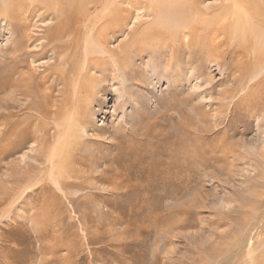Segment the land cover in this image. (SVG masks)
I'll use <instances>...</instances> for the list:
<instances>
[{"label":"rangeland","instance_id":"1","mask_svg":"<svg viewBox=\"0 0 264 264\" xmlns=\"http://www.w3.org/2000/svg\"><path fill=\"white\" fill-rule=\"evenodd\" d=\"M253 1L239 15L256 22L257 7L264 20V0ZM202 2L213 15L223 4ZM170 43L132 49L118 79L110 70L71 149L76 178L59 191L47 166L53 130L46 144L43 119L11 89V30L0 21V115L10 119L0 117V264H264V85L244 98L252 61L238 70L232 52L213 59L187 39ZM49 53L30 60L38 72L55 64ZM22 126L30 132L16 140L11 127Z\"/></svg>","mask_w":264,"mask_h":264},{"label":"bare ground","instance_id":"2","mask_svg":"<svg viewBox=\"0 0 264 264\" xmlns=\"http://www.w3.org/2000/svg\"><path fill=\"white\" fill-rule=\"evenodd\" d=\"M202 1L0 0V21L11 30V59L16 66L11 73L18 75L14 80L11 78V89L19 94L20 100L30 99L22 111L35 112L43 119L38 123L46 144L49 143L48 133L53 130L54 144L47 151V166L50 180L59 191L64 189L63 182L76 178L72 173L71 149L75 147V140L79 141L88 131L84 126L86 104L100 88H106L102 84L111 69L117 79L120 72L125 73L130 67L132 49L145 43H156L159 47L163 42L168 44L187 39L191 48H203L213 59L229 52L241 57L244 61L238 70L247 68L246 60L252 61L255 67L249 69H253L255 75L251 74V86L244 98L253 96L255 86L264 85V20L260 8L254 9L260 18L254 22L248 14L239 15V11L244 13L239 5L243 0H222L223 4L215 15L213 8L202 6ZM134 14H137L135 20L139 23L130 29L129 40L119 49H111V41L126 32ZM47 52L53 53L56 62L51 69L40 73L30 60H37ZM4 80H0V92L7 89L4 84L8 82ZM254 96L262 97L263 93L257 91ZM4 108L8 111L13 106L5 102ZM1 116L5 119V126H9V116ZM48 120H52L55 126ZM22 127V130L11 127L10 132L16 140L30 132L26 126ZM4 140V137L0 139V143Z\"/></svg>","mask_w":264,"mask_h":264}]
</instances>
